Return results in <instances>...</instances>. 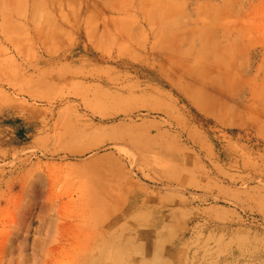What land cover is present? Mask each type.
<instances>
[{
    "label": "rangeland",
    "instance_id": "374dc122",
    "mask_svg": "<svg viewBox=\"0 0 264 264\" xmlns=\"http://www.w3.org/2000/svg\"><path fill=\"white\" fill-rule=\"evenodd\" d=\"M0 264H264V0H0Z\"/></svg>",
    "mask_w": 264,
    "mask_h": 264
}]
</instances>
